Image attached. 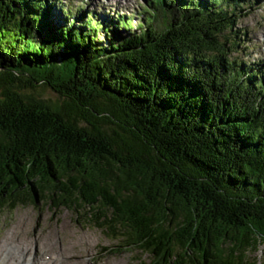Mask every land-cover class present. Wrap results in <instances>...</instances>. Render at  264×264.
<instances>
[{
	"label": "trees",
	"instance_id": "trees-1",
	"mask_svg": "<svg viewBox=\"0 0 264 264\" xmlns=\"http://www.w3.org/2000/svg\"><path fill=\"white\" fill-rule=\"evenodd\" d=\"M62 1L0 0V213L68 209L139 264H256L264 65L232 58L246 1L145 0L139 33Z\"/></svg>",
	"mask_w": 264,
	"mask_h": 264
},
{
	"label": "rangeland",
	"instance_id": "rangeland-1",
	"mask_svg": "<svg viewBox=\"0 0 264 264\" xmlns=\"http://www.w3.org/2000/svg\"><path fill=\"white\" fill-rule=\"evenodd\" d=\"M245 1L243 12L239 11L240 18L234 28L240 36L241 33L245 34L244 37L241 36L239 46L242 54H235L232 58L241 59L245 64L264 65V0ZM145 4V0L62 1V5L69 7L72 12L83 8L88 13H95L101 24L104 18L116 20L121 16L131 19L132 30L135 33L140 32L139 24L145 14ZM52 12H55L56 20L61 18L58 15L60 12L58 7L52 9ZM56 24L62 25L63 21ZM121 31L122 34L126 33L123 29ZM34 95L52 102L58 100L57 95L50 89H36ZM24 240L33 243L31 245L33 249L29 250L27 256L29 260L34 258L35 264L43 263L45 258L48 260L54 257L58 258L61 264H139V258L147 260L146 256L133 251L123 249L116 251L118 241L85 222L78 223L70 210L53 211L43 204H40L39 208L30 205L20 206L13 212L0 213V251L4 252L9 247L24 243ZM69 255L71 260L67 263ZM250 261L264 264V243H260L257 252L251 254Z\"/></svg>",
	"mask_w": 264,
	"mask_h": 264
},
{
	"label": "bare ground",
	"instance_id": "bare-ground-1",
	"mask_svg": "<svg viewBox=\"0 0 264 264\" xmlns=\"http://www.w3.org/2000/svg\"><path fill=\"white\" fill-rule=\"evenodd\" d=\"M31 245H33L31 241L24 240V243H19L15 245L14 247H9L7 250H4V252L0 251V264H11L12 261L14 262L12 264H35L36 262L35 259L32 258L33 260H29L27 256V253L32 248ZM2 249H3V246H2ZM29 255L31 256V254ZM70 260H71V257L69 255L67 256V263L70 262ZM41 264H61V262L58 261V258L54 257V258H51L48 262H46V259L43 260V263Z\"/></svg>",
	"mask_w": 264,
	"mask_h": 264
}]
</instances>
